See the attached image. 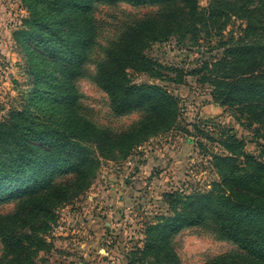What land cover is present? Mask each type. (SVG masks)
I'll list each match as a JSON object with an SVG mask.
<instances>
[{"label": "trees", "instance_id": "16d2710c", "mask_svg": "<svg viewBox=\"0 0 264 264\" xmlns=\"http://www.w3.org/2000/svg\"><path fill=\"white\" fill-rule=\"evenodd\" d=\"M20 1L28 15L14 37L36 61L37 91L44 94L45 85L48 105L60 114L42 119L13 110L0 120V204H18L12 213L0 214V264H35L53 247L49 237L59 208L90 188L103 159H125L178 124V97L164 85L136 82L134 72L178 84L187 74L196 76L211 87L216 104L235 107L250 124L264 127V0H207L206 5L201 0ZM119 2L158 9L130 24L97 62L94 80L107 93L112 111L144 112L135 125L115 133L79 112L75 80L84 74L96 43V5ZM233 18L243 26L228 35ZM172 37L195 46L203 41L221 53L200 58L185 71L150 54L154 44ZM211 139L221 148L211 156L217 179L207 189L164 194L168 210L147 225L139 248L149 264H181L173 238L208 222L242 252L203 264H264V161L230 128Z\"/></svg>", "mask_w": 264, "mask_h": 264}, {"label": "rangeland", "instance_id": "374dc122", "mask_svg": "<svg viewBox=\"0 0 264 264\" xmlns=\"http://www.w3.org/2000/svg\"><path fill=\"white\" fill-rule=\"evenodd\" d=\"M201 4L206 5L207 0ZM157 9L156 5L132 6L126 2L96 5L97 39L84 74L75 80L77 108L115 133L135 125L144 112L116 115L112 111L107 93L94 80L97 62L130 24ZM27 15L20 0H0V120L13 110H27L42 119L60 114L48 105L46 86L44 94L37 91L41 85L33 74L36 61L14 37ZM242 26L241 20L231 19L228 35L240 32ZM179 42L178 37H172L156 43L150 54L187 71L200 58L221 53L203 41L197 46L187 39ZM133 79L164 85L176 95L181 106L178 124L149 138L125 159H103L90 188L59 208L58 222L49 237L53 247L41 252L35 264H149L139 248L144 245L147 225L168 210L164 194L175 189H207L217 179L211 156L221 148L211 137L218 138L224 128H230L245 140L248 151L264 161V127L250 124L235 107L216 104L211 87L198 77L187 74L186 82L178 84L134 72ZM17 205V201L0 204V214L12 213ZM173 244L181 264H203L223 253L242 252L237 244L221 238L212 222L183 229Z\"/></svg>", "mask_w": 264, "mask_h": 264}]
</instances>
